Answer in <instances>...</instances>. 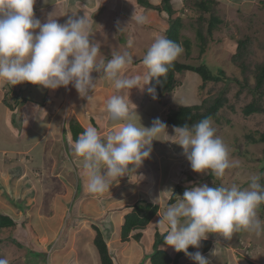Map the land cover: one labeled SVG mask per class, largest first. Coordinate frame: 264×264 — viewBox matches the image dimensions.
<instances>
[{
    "label": "crops",
    "instance_id": "obj_1",
    "mask_svg": "<svg viewBox=\"0 0 264 264\" xmlns=\"http://www.w3.org/2000/svg\"><path fill=\"white\" fill-rule=\"evenodd\" d=\"M134 1L136 4L139 1L142 6L141 9L145 12H140V9L138 14L142 13L145 15L151 14L153 10L143 5L144 2H148L153 6H161L163 2V0H36L34 13L42 23L46 22L49 14L52 13V17L61 24L67 20L68 15H71L70 12L77 13L79 16L86 15L92 23L90 41L97 44L101 49L98 59L103 58L106 63L108 59H111L113 53L127 51L132 56L133 63L126 75L133 76L144 74L147 69L142 64V58L131 53V50L122 49L121 45L116 41V36L114 35L121 32L119 30L121 22L119 21L120 14L118 12L115 13L114 10L117 9L120 2V6L125 7L123 9L120 7L122 13L133 15L134 11L132 10L134 8L132 3ZM175 1L179 0H172V2ZM227 1L233 2V0ZM238 1L239 4L243 3L242 5L244 6L242 8L248 7L246 10L256 9L257 3H262L261 9L264 11L263 0ZM66 13L68 14L65 15ZM153 16L155 20L163 18L159 16L157 11H155ZM148 19H150L149 16ZM164 20L168 24L166 18ZM141 28L146 32V25L141 26ZM113 41L114 43L112 44ZM129 41H131V45L128 48L133 45L134 38L131 37L127 44H129ZM115 46L118 47L116 51L114 50ZM103 50L106 51L105 54L110 51L111 55L105 57ZM102 75V72L92 73L94 80H96V87L88 93L89 96H92L91 100H88L87 97H80L71 85H69L68 89L60 87L56 90H51L28 82L11 86L7 82L0 81V213L5 212L2 214L14 220L13 232H17L21 224L17 223L16 220L20 221L23 219L22 221H25V218H23L22 212L18 211L16 213L13 207H16L17 210H22L28 205L27 201L29 203L33 201L34 204L30 209L31 218L34 215L39 217H34L32 221L35 224L37 233L41 235L47 233V241L44 243L48 242L49 246L54 242L62 227L59 222L62 221L65 212H69L67 223H69L70 227L78 228L77 234L79 235V241L82 242L80 247L83 250L82 252H77L79 254L76 255L69 249L61 248L55 254L61 256L67 253L69 257L66 255L67 257L64 259H60V256H57V260L60 259L57 262L58 264L64 263V261L67 264L69 259H74V264H102L98 251L94 246L97 230L103 235L113 264H151L150 256L154 249L155 233L159 231L161 234L166 235V230L156 225V222L160 219L158 215H162L169 206L164 204L163 199H169L173 194L168 191L169 198H166L167 195L165 196L166 186L170 187L171 179L175 175L173 173L170 177L167 176L171 168L169 167V160H167L169 155L167 144L164 143L163 148H157V152L155 148L157 140L155 143L152 142L150 158L143 162V166L136 173L137 175L143 173L144 178L142 180L139 181V178L135 176L130 177V179L125 176L120 178L119 181L113 182L109 191H105L102 194H91L87 191L84 169L80 163V158L73 151V144L76 140L74 139L71 126L75 125L76 122L80 125L82 131L88 126L96 128V126L101 125L100 131H106H98L102 138L119 123L110 118L106 111V104L99 103L100 99L106 97L104 93L116 94L111 82L104 79ZM186 76L188 77L189 74ZM186 76L183 79L185 86L181 90L182 97L184 92L188 91L186 86H189V83H185L187 80L185 79L187 78ZM20 88L24 90L23 94L19 92ZM127 91L123 90L120 94L125 95V98H127ZM178 91L177 89L174 93L178 94ZM147 95L142 96V92L139 89L133 88L129 99L133 102L136 101V96H140L138 98L140 107L135 109L140 118L136 116L135 121L139 124V119H141V124L152 126L148 119L154 117V115L147 111L148 105L145 100ZM187 95H189V92H187ZM98 97L101 98L97 99ZM164 99L165 97L160 100L156 99L160 109L161 105L166 103H164ZM182 103L178 105H186L184 102ZM153 107L154 112L158 107L156 105ZM95 114L98 116L94 117ZM81 134L82 132L78 134V137ZM156 138L161 140L160 136ZM26 161H28L27 165L25 164ZM162 169H164V172ZM26 175L28 179H36L38 177L33 182L37 186L34 191L31 190L33 184L30 189L27 186H23L26 185V181L23 178ZM151 179L152 182L150 181ZM200 185L198 183L196 186ZM29 190L34 195L26 194L28 197L25 202H19L15 206L12 202H9L12 198L18 200L19 196L23 197L22 193ZM7 193H10V195ZM40 193L45 195V197H49L50 200L55 195L52 202L56 200L57 194L63 193L62 204L56 205V212L58 210L61 213V218L56 219L55 215L46 216V211L41 208L43 200L37 197ZM152 194L159 197L160 210L158 215L145 230L132 231L130 240L122 241V227L125 224L126 216L131 213L133 205L140 200L155 203L156 201L152 199ZM67 195L70 196V202L69 199H66ZM55 204L57 202L51 203L53 209ZM14 212L17 218L11 216V213L14 214ZM22 225H25V223L23 224L22 222ZM11 229L13 228L0 229V233L6 234ZM45 229L47 230L46 232H44ZM36 232H28L27 235L33 233L35 237ZM139 233L142 234V237L140 241H136L134 236ZM215 238L210 239V246L205 251L192 249L191 252L200 251L209 260L210 264H248V262L258 264L247 259V254H240L241 256L237 257L238 254L236 253L240 251L239 247L230 246L226 248L222 242L216 241ZM2 241L3 239L0 238V244ZM238 244L240 246V242ZM243 244L245 245V243ZM163 248L173 257L177 255V252L172 247L165 245ZM89 250H91L90 254L88 253ZM13 254H19V252L14 250ZM27 254H32L34 257L32 261L35 262L34 260H36L38 254L33 246L29 247ZM14 263L9 261V264ZM177 264H196V262L183 254Z\"/></svg>",
    "mask_w": 264,
    "mask_h": 264
},
{
    "label": "clouds",
    "instance_id": "obj_2",
    "mask_svg": "<svg viewBox=\"0 0 264 264\" xmlns=\"http://www.w3.org/2000/svg\"><path fill=\"white\" fill-rule=\"evenodd\" d=\"M35 3L36 0H0V81L11 86L28 82L51 90L60 87L68 89L71 85L80 97L91 100L92 96L88 93L96 87L92 73L102 72L103 78L110 81L116 90V94L107 101L106 111L112 120L119 123L104 138L97 128L88 126L73 144V151L84 169L87 191L102 194L109 191L113 182L125 176L142 180L143 173L137 175V170L150 158L153 140L160 141L156 137L161 133L168 135L167 125L159 118L153 120L150 128L144 127L141 119L138 125L135 121V117H139L135 111L136 105L130 101L129 95L133 88L143 92L148 85V94L153 100L157 99L156 87L149 84L154 80L156 85H163L169 68L183 52L182 46L164 35L157 36L143 56L146 73L127 76L133 63L132 56L125 51L113 53L106 63L103 58L98 59L101 49L90 41L92 23L86 15L70 12L71 15L61 24L50 13L47 21L42 23L34 13ZM131 21L137 25L149 22L145 14L135 12ZM185 72L181 75H185ZM188 72L197 77L202 86L201 77ZM179 75L176 74V80L182 77ZM176 87L164 97L173 94ZM123 90H128L127 98L120 94ZM173 131L175 140L171 142L183 149L193 172H207L221 178L226 170L235 166L230 159L228 146L216 134L210 118L191 126H176ZM259 180V176H252L247 189L235 184L231 187L203 184L177 192L175 202L170 203L162 215H158L159 211L157 213L160 219L156 225L166 230L164 245L172 247L177 255L185 254L196 264H210L200 251H188L189 248L202 250L206 244L202 246L201 242L207 241L210 233L219 234L224 239H230L241 230L257 235L264 233V222L258 216V209L264 203V185ZM165 191L173 192L172 189ZM55 248L56 244L46 248L49 253L44 257L48 264L57 255L55 253L59 247ZM0 264H8V260L0 258Z\"/></svg>",
    "mask_w": 264,
    "mask_h": 264
},
{
    "label": "rangeland",
    "instance_id": "obj_3",
    "mask_svg": "<svg viewBox=\"0 0 264 264\" xmlns=\"http://www.w3.org/2000/svg\"><path fill=\"white\" fill-rule=\"evenodd\" d=\"M200 1L201 0H179L177 2H173V9L177 13L176 16L182 20V34L183 36L189 38L192 43L191 56L187 57L183 53L178 59L182 63L188 65L193 64V66H198L200 62L205 59L202 62H205L212 70H215L216 68L223 69L226 72L227 77L231 79V82L227 84L220 82L212 87L211 85L207 86L203 90L201 88L199 79L195 77V80L194 75L187 71L185 72V75L180 74L182 76L181 78H177V87H175L177 89L179 88V93L171 94L168 97L166 96L164 99L165 101L163 100L164 103H166L161 105V109L158 107V101L156 99L153 100L152 96L148 94L147 87L149 86L147 85L145 86V90L142 92V96L148 94L145 99L148 105L147 111L151 112V115H154V117L149 118L148 121L152 123L154 119L159 118L167 125L168 135L161 133L159 135L161 140H157V143L155 144L156 151L157 148H163L164 143L167 144L169 154L167 160H169V167H171L167 176L170 177L173 173L175 174L171 179L170 187L168 188L167 185L166 190L172 189L173 192H175L177 188H182L180 190L184 192L186 188H190L193 185L196 186L198 183L201 185L207 184L209 187H231L233 184H235L242 189H247L252 176H259V182L261 183V181H263L264 183V172L261 174L260 171L261 167L264 168V142L260 141V137L264 135V114H254L248 117L244 116L243 114V108L253 101L257 102L261 108L264 109V92L261 94L262 96H260L258 95V91L253 90L256 83L255 76L257 74V67L264 61V11L261 9L262 3L259 2L257 3L256 9L246 10L248 7L246 6V8H242L244 5H242L243 3L239 4L238 0H233V2H229L227 0H213L216 3L213 6L214 12L202 16V12L198 8L197 4ZM140 6L141 5L139 1H137V4L134 1L132 3V7L134 8L132 11L138 14V11H140L142 8V6ZM120 7L121 6L119 2V6H117V9L114 10L115 13L118 12L120 14L119 21L121 22V32L114 35L116 36V41H118L122 49L131 50V53L136 54L143 59V56L146 54L154 39L160 35L165 36L168 24L164 19L166 18V20H168V15L165 11H163L159 13V16L163 18H158L155 20L153 16L155 10L152 9L153 11H151V14L149 13L146 15L147 17L149 16L150 19H148L149 22L145 24L147 26L145 32L143 28H141V26L144 25H137L134 21H131L133 15L127 14L125 12L122 13ZM121 8L123 9L125 7ZM140 12L145 13L142 9ZM212 16L220 21L218 23H214V35L210 38L211 42L206 47L205 53L202 55L200 47L201 42H199L197 33L202 31L205 37H209L208 28L209 24H211L210 22L213 20ZM164 29L165 31H163ZM148 34H150V36H148ZM131 37L134 38V43L130 48H128L129 44H127V41ZM246 37L250 39L251 49L249 48V51L251 50L252 53L251 56L247 58L249 60L248 62L250 63L248 67L249 71L246 74L247 77L241 74L237 75V72H234L236 69L233 65V55L236 52L237 43L239 40H244ZM113 43L114 41L112 44ZM117 49L118 47L115 46L114 50L116 51ZM105 52L106 51L103 50L104 54ZM110 55L111 54L109 51L108 54H105V57H109ZM188 74L189 76L187 77L186 75ZM185 76L187 77L185 78L187 79L185 83H189V86H186L188 91H185L182 97L181 90L185 86L183 80ZM235 78H238L242 82L241 87L232 83L234 81L233 79ZM249 89L253 90V92L248 91ZM23 91L24 90L22 88L19 89L21 94H23ZM187 92H189V95H187ZM219 93H224V98L227 100V102L219 111L217 120H212V124L213 127L216 128V134L220 136L224 143L228 146L230 159L235 166L229 170H226V174L223 177L216 178L207 172L196 173L192 171L191 166L183 153V149L179 145L171 142L175 140V137L172 136L174 135V128L167 124L166 117L171 111H175L176 108H179L178 104H183L182 102L188 106L204 104L208 106L210 103H212V101H214V97H216ZM104 95H106L105 98L100 99L101 97H98L97 99L101 100L99 102L100 104L105 105L112 94L104 93ZM139 97L140 96H136V101L132 102L134 105H136V107H140V101L138 99ZM155 105L158 108L153 112V106ZM96 116L98 115L95 114L94 117ZM103 123L108 124L107 122ZM142 125L144 127L147 126L146 128L151 127L147 124ZM101 127V125L96 126L99 132H106L103 130L100 131ZM104 137H106V135ZM155 142L156 140H153V143ZM25 164L27 165L28 161H26ZM162 171L164 172V169H162ZM23 178L26 181V185L23 186H27L30 189V186L38 177H36V179H28L26 175ZM162 180L164 181V179ZM150 181L152 182V179ZM36 188L37 186L33 184L31 190L34 191ZM31 190L22 193L23 197L19 196L18 200L11 197L12 199H10L9 202H12L14 206L19 202H25L28 197L26 194H32V192H30ZM168 193L169 192L166 191V198H169ZM7 194L10 195V193ZM62 194H57L56 200L53 202L52 199H54L55 195H53L51 200L49 197H45V195L41 193L37 195L39 199L43 200V203H41V208H44L46 211V216L55 215L56 219L61 218V213L58 212V210L56 212V205L60 203L62 204ZM157 196L158 195L152 194V199H154L156 202L150 203H160L159 197ZM66 199H69L70 202V196L67 195ZM168 200L169 199H163L165 205L168 204ZM56 202L57 204H55V208L53 209L51 203ZM27 204L28 205H26L22 210H17L16 207H13L10 204L15 209L16 213L18 211L20 213L22 212L25 221H22L23 219L20 221L16 220L17 223L21 224V227H18L19 230L17 231L19 233L13 232L14 228L6 234L0 233V238L3 239L0 244V258L7 259L8 264L9 261L15 262L14 264H48V261H45L44 257L49 253L46 247L52 248V245L54 244H56V248L59 247L58 250L60 248H66L76 255L79 254H77V252H82L83 248L80 247L82 242L79 241V235L77 234L78 228H74L73 226L70 227L69 223H67L69 212H65L62 221L59 222L62 224V227L58 233V236L54 239V242L48 246V242L44 243L47 241V233H43L42 235L37 233L35 224L32 221L34 217L39 216L34 215L31 218L32 215H30V209L34 203L33 201L32 203L27 201ZM168 205H170V202ZM15 212L14 214L11 213L13 218H17V216H15ZM2 213H0V215H3ZM42 213L44 214V212ZM258 216L260 220L264 222V203H262L258 209ZM22 222L23 224L25 223V225H22ZM46 231L47 230L45 229L44 232ZM28 232H36L35 237L33 233L31 235H27ZM208 237L210 238H208L207 241L203 240L201 242L202 246L205 244H209L210 246V239H214V237H216V241L219 240V242H222L226 248L230 246L239 247L240 251L236 253L238 254L237 257L247 254V259L258 264L264 263V233L257 235L255 232L241 230L240 232L235 233L230 239H224L219 234L216 236L214 233H210ZM238 242H240V246ZM243 243H245V245ZM17 245L18 247H16ZM31 246H33V248L37 251V254L40 255V257L38 256L36 260H34L35 262L32 261L34 258L33 255L27 254L29 252V247ZM14 250H17L19 254H13ZM88 253L90 254L91 250H89ZM66 255L67 253H64L61 256L59 255L60 259H64L67 256L69 257V255ZM56 257L53 256L51 258L53 261L51 264H58L57 262L60 261V259L57 260ZM61 264H66V262L64 261V263ZM67 264H74V259H69Z\"/></svg>",
    "mask_w": 264,
    "mask_h": 264
},
{
    "label": "trees",
    "instance_id": "obj_4",
    "mask_svg": "<svg viewBox=\"0 0 264 264\" xmlns=\"http://www.w3.org/2000/svg\"><path fill=\"white\" fill-rule=\"evenodd\" d=\"M143 3V1H141ZM198 4V8L202 12V16L211 14L214 12L213 6L216 4L213 0H201ZM143 5L146 7L156 10L158 13H161L165 11L168 15V29L165 32V36L178 43L182 46L183 52L187 57L191 55V49H192V43L191 40L182 34L183 24L182 20L176 16L177 13L173 9L174 3L172 0H163V3L161 6H153L149 4L148 2H144ZM213 20L209 24L208 32L209 37H205L204 33L202 31H199L197 33L199 42H201V54L205 53L206 47L210 44V38L214 35V23H218L220 20L212 16ZM252 42V41H251ZM252 45V44H251ZM253 47V46H252ZM250 47V39L246 37L244 40H239L236 46V52L233 55V65L236 69L234 72H237L238 74L244 75L247 77V73L249 71V60L248 57L251 56V50L249 51ZM181 56V55H180ZM179 58V57H178ZM172 64V66L169 68V71L167 73V79L164 81L163 85H156L155 81L150 82V87L155 86L156 87V95L157 99L160 100L162 97H164L166 94L172 93V91L175 89L176 86V74H182L184 71H190L193 73L198 74L202 79V86L201 88L204 90L207 86H214L217 85L220 82H223L225 84L231 82V79L227 77L226 72L223 69L216 68L215 70H212L210 67H208L206 64L202 63L199 66H193V64L188 65L185 63H182L179 59ZM236 75V76H237ZM255 88L253 90L258 91V95L262 96L261 94L264 92V61L257 67V74L255 76ZM233 84H236L237 86L241 87V81L238 78L233 79ZM253 90H248L253 92ZM255 93V92H254ZM256 94V93H255ZM227 100L224 98V93H219L216 97H214V101L210 103L208 106L206 104L204 105H180L179 108H176L177 110L171 112L166 122L169 126L172 128L176 126H184V125H194L197 122L201 121L205 118H210L211 121L213 119L217 120V115L219 111L224 107ZM243 114L244 116H251L254 114H264V109L261 108V106L253 101L252 103L246 105L243 108ZM72 133L74 134V139L76 140L78 137V134L82 131L79 124L72 125L71 126ZM260 141L264 142V135L260 137ZM261 174L264 172V168L261 167L260 169ZM261 184L264 185L263 181H261ZM182 188H177L175 193L172 194L170 203L175 202L176 193L180 192ZM159 211V205L152 203H147L145 201H139L135 206L133 207V210L130 214H128L125 218V224L122 227V240L127 241L129 238V235L134 230H145L147 226L150 224V222L156 217L157 213ZM14 222L11 220V218L6 216H0V228H7L14 226ZM142 237V234H137L134 236V239L136 241H140ZM164 237L165 234H161L159 231L155 233V243H154V249L151 254V264H177L178 257L181 256V254H178L175 259H172L170 254L166 249L163 248L164 245ZM95 245L99 251L102 264H113L112 259L110 258L108 248L103 240V237L101 233L97 230V236L95 239ZM209 244H206L205 247H202V250L208 249ZM194 248H189L188 251L190 252ZM183 254V252H182ZM248 264H253L251 262H248Z\"/></svg>",
    "mask_w": 264,
    "mask_h": 264
}]
</instances>
